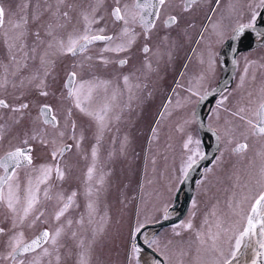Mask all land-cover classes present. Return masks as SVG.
Returning a JSON list of instances; mask_svg holds the SVG:
<instances>
[{"label": "snow or ice", "instance_id": "6c2138e0", "mask_svg": "<svg viewBox=\"0 0 264 264\" xmlns=\"http://www.w3.org/2000/svg\"><path fill=\"white\" fill-rule=\"evenodd\" d=\"M245 41L264 48V0H0V264H264V58L245 57L235 88L211 87L218 46L238 56ZM181 52L149 129L158 141L179 117L180 162L164 191L132 194L113 167L129 135L106 157L103 141ZM201 132L217 155L199 183L214 177L215 192L182 209L180 186L208 159Z\"/></svg>", "mask_w": 264, "mask_h": 264}, {"label": "rangeland", "instance_id": "374dc122", "mask_svg": "<svg viewBox=\"0 0 264 264\" xmlns=\"http://www.w3.org/2000/svg\"><path fill=\"white\" fill-rule=\"evenodd\" d=\"M251 56L256 57L257 60L264 58V48L253 53ZM238 80L239 79H237L235 85L238 83ZM160 108L161 107L150 108L146 116H144L146 111L139 110L133 112L131 114L130 123L121 124L119 133L113 131L106 134L102 144V155L106 157L108 151L113 147L111 144L113 138L116 140L115 147L118 149L121 137L125 134L129 135L131 146L128 153L126 157H118L113 167L115 168L114 185H128L129 191L132 194H135L138 185L142 183L145 184L146 192L152 191L153 189L164 191L165 175H171L175 166L180 162V157L182 155L181 137L179 133L175 131V124L179 119L178 116H173L162 122L160 139L158 141L149 139V129L152 127V122L156 118ZM169 145H171V147H169ZM165 157H167V159H165ZM225 158L228 159L227 156ZM153 159L156 161L155 165L152 163ZM213 164L210 167H212ZM165 169H167V173H165ZM148 180H155L156 183L147 184ZM215 184L216 181L214 177H211V183L208 184L207 188H204L198 183L194 198L202 201V211L204 209V202L208 201V196H211L215 192ZM205 191H208V196H205ZM117 195L118 193L114 191L113 195L109 197L114 221L120 214V205L116 199ZM185 219H187V216ZM196 223H200L199 216L197 217ZM114 230L115 226L113 228V231ZM161 232L166 234L169 232V228L163 229Z\"/></svg>", "mask_w": 264, "mask_h": 264}, {"label": "flooded vegetation", "instance_id": "af4514ba", "mask_svg": "<svg viewBox=\"0 0 264 264\" xmlns=\"http://www.w3.org/2000/svg\"><path fill=\"white\" fill-rule=\"evenodd\" d=\"M4 3L6 5L11 4L13 10H15L17 0H4ZM199 27V24H197ZM249 41H245L243 46H240L239 55L237 56V59L239 60V68L236 67V72L233 78V82L228 86V88H235V83L237 79H239V76L243 70L244 63H245V57L253 60H257L256 57L251 56L253 53L258 52L261 47H249L248 46ZM99 47V46H97ZM218 51L222 53H226L227 55H221L219 57V61L217 63L215 78L211 82V87H216L221 83V81L228 76L231 72V55L233 52V48L230 50L227 47V44L223 46H218ZM184 53L181 52L179 54V58L176 60L174 66H169L163 73H162V80L159 82L157 86V91L154 95V97L150 100H147L142 109H137V111H146L144 116L147 115V112L150 108H159L161 107L165 96L168 94L169 90L171 89L173 82L176 80L178 74L182 71V65L184 63L183 61ZM227 60L228 63H224V61ZM192 70V66H190L189 71ZM213 107V105H212ZM7 147V145H5ZM3 153V149H0V154ZM39 229L34 230H25V239L29 240L31 239L36 232H38Z\"/></svg>", "mask_w": 264, "mask_h": 264}, {"label": "water", "instance_id": "95a60500", "mask_svg": "<svg viewBox=\"0 0 264 264\" xmlns=\"http://www.w3.org/2000/svg\"><path fill=\"white\" fill-rule=\"evenodd\" d=\"M251 47H257V45L255 44L254 41L251 43ZM235 53H236V46L234 45L233 46V52L231 55V72L219 84V87L222 89L225 88V86L228 87L233 82V78H234V75L236 72V66L233 63V57L235 56ZM235 58L237 59V56H235ZM217 99H218V97H217ZM206 103H208L209 107H212L214 102H212L210 100L209 102H206ZM205 109L206 108H204V110H203L204 113H205ZM200 134H201L202 139H204L206 142L205 143V151L207 152L208 159L201 161L200 164L193 170L189 180L184 185L180 186L181 191L179 193L178 206L181 207L182 209L188 208V199L194 198L195 192L197 189V184L204 174V169L207 167H210V165L214 162L212 160V157L214 155H217V145L215 143L214 134L208 133L207 136H205L203 132H201ZM209 137H211V140H209ZM207 140L210 141L211 147H208ZM166 228H169L167 223L164 225L163 229H166ZM163 229H161L159 225H154L150 229V231H156V230L162 231Z\"/></svg>", "mask_w": 264, "mask_h": 264}, {"label": "bare ground", "instance_id": "6f19581e", "mask_svg": "<svg viewBox=\"0 0 264 264\" xmlns=\"http://www.w3.org/2000/svg\"><path fill=\"white\" fill-rule=\"evenodd\" d=\"M208 111V108L205 109V113ZM207 144H210V141L207 140Z\"/></svg>", "mask_w": 264, "mask_h": 264}]
</instances>
